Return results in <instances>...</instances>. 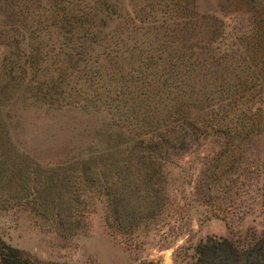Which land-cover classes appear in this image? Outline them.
I'll return each instance as SVG.
<instances>
[{"label": "rangeland", "instance_id": "1", "mask_svg": "<svg viewBox=\"0 0 264 264\" xmlns=\"http://www.w3.org/2000/svg\"><path fill=\"white\" fill-rule=\"evenodd\" d=\"M69 1L74 13L65 15ZM149 1L0 2V130L2 140L11 141L7 154L0 144V237L40 260L196 264L197 246L210 238L225 237L239 251L264 244V0H195L189 13L197 23L191 28L178 5L160 6L154 0L157 5L150 12L145 10ZM52 3L58 10L48 11ZM72 15L74 21L66 25ZM79 24L81 31L73 33ZM94 28L93 44L111 47L119 40L118 46L96 51L75 43L74 54L66 50L67 58L62 55L66 47L61 43L70 41L66 35L83 42ZM118 28L124 34H117ZM181 55L202 61L208 71L223 68L225 98L240 102L231 104L226 114L239 117L233 121L239 130L226 135L228 148L210 136L187 152H166L175 155L162 176L153 177L151 206L144 208L143 195L133 190L120 200L125 206L121 215L116 201L109 211L107 197L87 185L84 168L79 169L84 158L101 153L98 145L88 147L110 135L115 145L127 135L129 150L140 148L145 131L166 127L162 123L185 107L184 101L192 103L189 115H200V125L215 115L194 105L196 98H205L201 87L207 82L192 85L185 77L172 82L173 60ZM150 62L156 68L150 69ZM118 65L132 76L104 78ZM119 92L132 99L125 101ZM257 92L261 96L253 99ZM170 103L174 106L168 107ZM162 109L163 118L153 121L148 115L145 126L147 114ZM117 126L131 131L117 136ZM64 162L78 164L66 171L67 193L47 196L49 186L57 183L48 174L59 180L61 172L46 168ZM208 180L213 182L210 191ZM111 196L120 199L117 188ZM107 212L112 227L105 220ZM223 260L234 264L233 258ZM244 262L245 257L239 264Z\"/></svg>", "mask_w": 264, "mask_h": 264}, {"label": "trees", "instance_id": "2", "mask_svg": "<svg viewBox=\"0 0 264 264\" xmlns=\"http://www.w3.org/2000/svg\"><path fill=\"white\" fill-rule=\"evenodd\" d=\"M3 0H0V2ZM195 0H160L158 5H162L164 2L166 6H175L178 5L180 8H182L183 11H186V13L183 15L185 21H187L188 27H193L196 25L192 17V15L189 13V11L193 10V7L196 5L194 4ZM150 3L146 6L145 10H148L152 12L153 6L157 5V2L153 4L154 0H150ZM153 4V5H152ZM74 5L73 2H68L65 7H63V10L66 11L65 15H71V12L74 11ZM150 5V6H149ZM159 6V7H160ZM58 10L56 8V5L52 3L48 9V11ZM74 13V12H73ZM52 16V14H51ZM73 16V15H72ZM207 20L206 16H203ZM72 21H74V16L67 20L66 25H69ZM55 24V23H54ZM71 25V24H70ZM81 24H79L77 27H74L73 33H75V30L81 29ZM119 29V28H118ZM120 30V29H119ZM125 32L131 33L134 32L132 30L123 29ZM70 31V30H69ZM81 31V30H80ZM71 34L73 35V33ZM96 30L95 28L92 29L88 34L85 35L84 41L76 42L71 38L70 36L66 35L68 40L70 41H60L63 46H65L64 53L62 54L59 52V54L64 55L66 58L68 54H66V50H70L69 54H74L73 51H75V47L77 46L75 43L79 44H86L91 45L93 48H96V51L99 48H111L114 44H117L120 42L112 41L111 47L108 45L103 44V42H99L97 45L93 44L94 38L96 36ZM121 33L124 34L120 30V32L117 31V34ZM67 42H72L73 45H67ZM165 47L167 45L163 44ZM90 47V46H89ZM95 51V49H92ZM119 54H117L118 56ZM89 57L91 58V54H89ZM186 55H181V58H174L173 62H175V70L171 71L172 82L176 83L177 80L181 81L183 77L187 78L188 80H192V85L195 84L197 81H205V85L201 87V92L205 94L204 99L196 98L195 100V107L200 112H209L213 113L215 115H211L212 121H207V123L199 124L198 119L200 115L190 116L189 113L192 111V103L189 104V102L184 101L185 107H180L178 110H176L173 114L169 115L165 120H169L166 123H162L166 127H159L158 132L155 131V129H150L145 131L144 140H143V146L140 148H132L129 150V146L131 145L130 139H127V135H125L123 138V141H119L116 139L117 143L115 145L112 144V137L114 135H110L107 137V141H102V139L96 140V142L93 143L92 146L88 148H92L96 145L99 146L100 154H98L96 158H84L82 162H79L80 168L83 169V172L81 171L82 178L84 179V182L87 183L91 188H95L96 192L105 195L107 197L105 203L109 208V211L112 210L114 203L116 201L118 213L121 215V211L123 212V209L125 206L120 204V200H123L122 196L128 194L130 191L133 190H139V192L143 195V200L140 203L144 208H148L151 205L147 206L148 203L152 204V200L155 198V192H152L154 188L152 187L153 183V177L156 174H159V177L162 176V173H164V167L168 166L170 164L169 158H171L173 153H169L170 155H166V152L168 151H174L177 154L178 153H184L191 149L192 145L200 144V140H206L210 138V136H214L215 140H213L216 144L218 143V146L221 145L223 148L229 147V140L226 138V135H229L232 130H235V133L238 132V124L233 123V121L238 122L236 118L231 119L229 117L228 112L229 106L231 104L237 105L240 103L237 99L228 102L227 98H225V84H224V74H223V68L219 66V68L215 69L212 68V71L210 70V67H206L202 61L194 60L191 57ZM68 58H71V62H73L72 57L68 56ZM89 60V59H86ZM142 60V58H141ZM68 61V60H67ZM66 61V62H67ZM144 61V60H142ZM141 64V63H139ZM142 65V64H141ZM146 65V64H145ZM145 65H142L144 68ZM148 66L150 69L156 68L154 62L148 63ZM116 69L112 72H109L104 78L110 76L109 79L112 80H119L121 78L127 77V74L132 76V74L129 72L124 73V69L118 65V67H115ZM249 68V66H248ZM237 69V68H236ZM178 70V72H177ZM254 71V70H253ZM252 71V72H253ZM255 72V71H254ZM256 74V72H255ZM117 75V78L114 76ZM258 75V74H256ZM259 76V75H258ZM203 77V78H202ZM138 78V77H136ZM261 77H257V79H260ZM105 80V79H104ZM119 82V81H118ZM99 83V81H98ZM102 84V83H101ZM182 84H187L192 87L191 84H188L187 81H184ZM169 85V84H167ZM175 84H172L169 88L173 90L175 88ZM214 87L216 89V92H214ZM107 96V92H104ZM120 95H125V101L131 100L132 97L128 96L125 92H119ZM217 95V96H216ZM255 96H261V93L257 92L253 95V99H255ZM130 98V99H129ZM243 103V102H241ZM174 104L170 103L168 107H173ZM234 107V106H233ZM205 110V111H204ZM165 109L159 110V113L156 114H147L145 118V126L148 124V115L149 119L153 117L154 120H159V118H163L162 113H164ZM194 111V110H193ZM148 112V111H147ZM2 115V112L0 110V117ZM162 116V117H160ZM191 117V118H190ZM218 117V120H215ZM0 126L2 124L0 123ZM233 127V128H232ZM114 131V130H112ZM127 131H131V129H128ZM126 129L120 128L119 126L116 127V133L117 136L124 135L127 133ZM160 131V132H159ZM4 130H0V144L2 147L8 152L10 150L11 141H3L2 138L5 135L3 133ZM133 132V131H132ZM254 131H251V133ZM128 134V133H127ZM181 137H178V136ZM174 136V139H173ZM179 138V139H177ZM222 140V143L220 144ZM202 145V142H201ZM139 147V144H138ZM129 150V151H128ZM134 151L133 153L131 152ZM227 149H223L222 151H226ZM163 151V152H162ZM129 155H128V153ZM194 152V151H193ZM14 153V152H13ZM7 154V153H6ZM10 155V154H9ZM222 156V155H221ZM19 157V156H18ZM221 158V157H220ZM82 163V166H81ZM38 164V163H37ZM78 164H71L68 162H64L63 164H54L47 166L46 169L51 170L52 172L59 170V176L60 179H56V174L53 176L48 174L49 180L52 182L53 180H57V183H53L52 186H49V191L47 192V196L53 195H64L67 193L66 186H68L67 183V173L66 171H69L70 167H73ZM68 165V166H67ZM36 168H41L40 164L35 165ZM37 171V170H36ZM117 177V179H115ZM113 180V186L110 184V181ZM212 181L207 182V189L210 191L212 187ZM206 183L201 184L200 186H203ZM59 185V186H58ZM113 188H117L120 193V199L117 200L115 197L112 198L111 195H113ZM206 191V190H205ZM104 194H102V193ZM126 196V197H127ZM56 198V197H55ZM147 206V207H146ZM110 214L111 212H107V216L105 218L108 227H112L110 223ZM264 242V241H263ZM238 247H234L232 243L227 238L222 239H207L204 242H201L197 248L196 251L199 255L198 261L196 264H226L225 261H222V256H226L228 258L234 259V264H239L241 261H243V257H245V264H264V244L261 245V243H253L252 246L248 247L246 250L239 251L237 249ZM229 249V250H228ZM228 251H230V256H228ZM221 260V261H220ZM219 262V263H217ZM0 264H64V263H55V262H46L43 260H40L29 253L25 252L24 250L13 246L12 244L8 243L6 240L0 237Z\"/></svg>", "mask_w": 264, "mask_h": 264}]
</instances>
